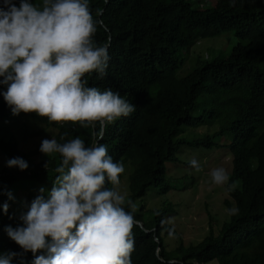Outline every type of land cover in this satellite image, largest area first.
<instances>
[{
    "label": "trees",
    "instance_id": "16d2710c",
    "mask_svg": "<svg viewBox=\"0 0 264 264\" xmlns=\"http://www.w3.org/2000/svg\"><path fill=\"white\" fill-rule=\"evenodd\" d=\"M90 1L94 12L105 7L108 16L111 13L116 17L109 49L111 59L122 63L117 67L123 77L114 84L117 89L113 91L136 105L130 115L110 124L99 141L114 162H132L135 174L129 177L131 195L127 200L137 205L146 187L164 183L163 165L142 141L147 134L158 133L160 141L165 142L183 122L200 125L203 116L191 114L200 105L204 110L209 108L207 118H216L219 127L210 132L205 126L200 135L189 132L182 140L187 148L219 146L214 138L226 129L237 134L229 146L233 158L228 183L238 182L239 186L236 183L234 190H228L231 199L225 204L238 208V213L225 218L216 233L212 217L207 235L186 245L165 223L166 214L174 211L171 204L153 212L135 209L132 264H264V0H236L232 6L228 0H212L213 5L207 0L196 4L193 0H109L108 4L106 0ZM32 2L42 7L40 0ZM107 36L108 31L101 28L93 40L102 44ZM209 37L214 38L216 51L189 62L187 49L195 41ZM219 37L224 38L221 41ZM230 48L234 51L230 52ZM183 59L190 63L187 69ZM85 77L87 86L101 91L105 89L103 85L110 84L96 73ZM248 94L249 100H241ZM4 119L13 120L14 127L11 134L0 135V205L7 200L5 191L9 188L23 194L22 188L14 184L17 180L46 185L57 175L55 168L61 157L58 153H41L42 139L55 137L63 143L79 136L89 146L98 130L91 124L81 127L78 121L49 122L34 112L13 116L0 96V120ZM17 156L27 161V169L5 165L8 158ZM8 203L7 213L0 209V252H21L4 231L6 225L19 224L11 221L12 202ZM125 208L132 211L127 204ZM135 220L142 221L144 228ZM170 229L175 239L165 235ZM22 258L23 264H30L33 254L28 251ZM12 264H21V257L13 258Z\"/></svg>",
    "mask_w": 264,
    "mask_h": 264
},
{
    "label": "clouds",
    "instance_id": "9594fccd",
    "mask_svg": "<svg viewBox=\"0 0 264 264\" xmlns=\"http://www.w3.org/2000/svg\"><path fill=\"white\" fill-rule=\"evenodd\" d=\"M228 2L232 6L236 0ZM40 5L42 7L32 0H0V86H3L0 87V96L13 116L34 112L46 117L49 122L78 121L81 127L91 124L98 130L94 131L96 139L89 146L79 136L63 143L54 138L41 140V153L47 156L58 153L61 157L55 168L57 175L52 179V187H40L39 194L29 204L26 203L17 216L12 207L15 192L10 188L5 191L7 200L0 205V209L7 213L8 201H11L10 219L19 224L15 227L6 225L4 231L22 251L0 252V264H12L15 257H21L23 264V253L28 251L33 254L30 264H132V212L135 209H142L143 213L164 210L169 203L174 209L169 213L175 214L177 204L173 200V192H170L168 179L187 177L189 168L200 171L198 161L190 159L196 156L192 149L185 148L183 158L178 155L186 147L182 143L187 138L182 125L187 123L183 122L165 142L160 141L155 132L143 138L144 146L153 149L155 160L163 165L164 183L146 187L138 203L136 200L137 205L127 200L131 195L129 177L135 174L132 162H114L105 144L99 143L110 124L121 116L127 117L136 108L113 91L117 89L114 84L123 77V71L117 67L122 63L119 59H111L112 50L109 49L110 41L114 39L111 29L116 17L111 13L108 16L105 7L94 12L90 9H93L90 0H40ZM101 28L108 31L106 42L102 44L93 40V35ZM195 43L187 49L189 62L196 55L192 56ZM94 73L110 82L103 85V91L96 86H87L85 74ZM250 97L251 94H248L241 100L246 101ZM200 125L191 124L193 130ZM13 127V120H0V135L11 134ZM231 131L234 133L232 139L228 137L224 140L227 143L219 142L217 147H226L233 158L229 146L235 142L236 132L226 129L221 135ZM60 139L64 140V137ZM2 157L0 151V160ZM5 165L19 170L28 168L27 161L19 156L8 158ZM170 165L179 166H176L175 174L167 175ZM47 166L48 161L44 164L45 168ZM124 169L128 173L127 182L123 180ZM209 175L213 184L227 185L228 190H234L236 183L239 186L238 182L228 183L229 173L223 167L211 169ZM202 182L208 183L207 180ZM106 183L112 186L107 187ZM126 184L127 197L119 190ZM199 186L195 188V193ZM154 188L153 192L159 199L162 194L169 193L168 201L161 199L160 204L155 206L154 201L149 199L153 206L146 204L145 208L144 198L148 196V190ZM203 198L204 195L201 201ZM126 204L132 211L126 210ZM225 211L232 216L239 209L232 207ZM167 214L164 217L166 225L172 226L181 236L169 222ZM135 222L144 228L142 221ZM165 235H170V240L171 235L175 239L171 229ZM38 250L42 251L37 254Z\"/></svg>",
    "mask_w": 264,
    "mask_h": 264
},
{
    "label": "rangeland",
    "instance_id": "374dc122",
    "mask_svg": "<svg viewBox=\"0 0 264 264\" xmlns=\"http://www.w3.org/2000/svg\"><path fill=\"white\" fill-rule=\"evenodd\" d=\"M196 3H199L198 0H193ZM207 2L210 5L215 4V1L207 0ZM203 5L206 2H203ZM219 37L217 39L221 40ZM222 41V40H221ZM220 45V44H219ZM221 46V45H220ZM194 54L192 56L195 57L197 55H206L207 53L212 52L213 50L216 51V46L214 43V38L209 37L205 39H199L196 41V43L193 46ZM232 48V46H231ZM229 49L230 52L234 51V49ZM231 55V54H229ZM182 64L184 65V68L187 69L190 66L189 64H186L187 62L183 59ZM181 72L184 71V69H181ZM184 73V72H183ZM202 107L204 106H198L191 114L193 116L202 115L203 121L201 122V125L197 128V130H193L192 126L189 124L183 123L182 129L185 131L186 134L189 135V132L195 131L199 135L201 132L207 127V129L210 132H214L218 129L219 123L216 118H207L209 113V108H206L204 110ZM206 126V127H205ZM234 133L228 132L227 134L224 133L219 138L215 137L216 142H222V144L227 143L226 140L228 137L232 139ZM187 147H183L181 151L179 152V156L183 158V150ZM191 147L190 149L193 150V153L196 154V156L190 157V159H196L200 165V171H196L193 168L190 169V173H188L187 177H173L168 179V185L171 187V191L173 192L174 201L177 204L176 207V213H168L167 216L169 217V222L173 225L175 230L181 234V237L184 241V244H189L192 242H197L201 240L203 237H205L209 231V228L211 227V224L209 223V220L214 217V220H212L213 229L215 230V233L218 230V225L221 224L225 218L228 217L226 214V209H228L227 205L225 204L226 200H229V194H228V188L227 185H216L212 183L211 177L209 175V172L211 169L216 167H223L226 169V171L230 174L232 170V156L230 153H228V150L224 146L217 147L216 145H213V147ZM198 150V151H197ZM192 153V152H191ZM199 158V159H198ZM207 165V166H206ZM176 166L179 165H170L167 170V175L175 174ZM182 171H180L181 173ZM198 173V174H196ZM200 175H203V178L200 181ZM128 179V173L124 169L123 172V180ZM203 180H207L208 183L202 182ZM200 181V182H199ZM186 183L188 185V188H186ZM14 184L17 185V188L20 186L23 190V194H21V191L19 193H15L14 197V203L13 207H15L14 215L17 216V214H21L22 209L26 205V203L31 202V200L38 195V189L40 187H44L45 189H50L52 187V180L46 183V185L40 184L39 181L30 180L27 182L19 181L17 180ZM198 192L195 193L194 190L198 186ZM227 188V189H226ZM119 190L125 194V197H127L128 194V186L127 184L125 186H122L119 188ZM154 189H149L147 193L148 196L144 198V207L146 208V204L149 207H152L153 204L149 202L148 200H153L155 203V206H158L160 204V200L162 201H168V194H162L161 199L157 197V193L153 192ZM151 191V192H150ZM46 195V194H45ZM147 195V194H146ZM204 195L203 203L201 201V197ZM198 196V197H197ZM206 200V201H205ZM225 200V201H224ZM138 203V200H137ZM202 203V204H201ZM15 204L17 206H15ZM208 264H216L208 263Z\"/></svg>",
    "mask_w": 264,
    "mask_h": 264
},
{
    "label": "bare ground",
    "instance_id": "6f19581e",
    "mask_svg": "<svg viewBox=\"0 0 264 264\" xmlns=\"http://www.w3.org/2000/svg\"><path fill=\"white\" fill-rule=\"evenodd\" d=\"M142 48V47H141ZM143 57V56H142ZM137 61V60H136ZM143 98V97H142ZM252 124V123H251ZM253 125V124H252ZM55 138V137H54ZM198 151V150H197ZM153 152V151H152ZM143 163V162H142ZM207 166V165H206ZM131 185V184H130ZM131 194V193H130ZM198 197V196H197ZM225 201V200H224ZM136 262V261H135Z\"/></svg>",
    "mask_w": 264,
    "mask_h": 264
}]
</instances>
